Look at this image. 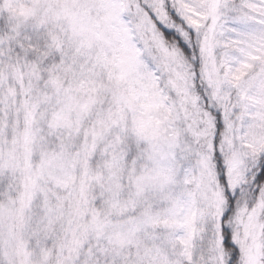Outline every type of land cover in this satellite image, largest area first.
<instances>
[{
	"label": "snow or ice",
	"instance_id": "1",
	"mask_svg": "<svg viewBox=\"0 0 264 264\" xmlns=\"http://www.w3.org/2000/svg\"><path fill=\"white\" fill-rule=\"evenodd\" d=\"M0 264H264V0H0Z\"/></svg>",
	"mask_w": 264,
	"mask_h": 264
}]
</instances>
